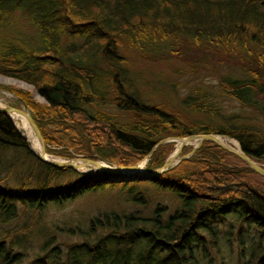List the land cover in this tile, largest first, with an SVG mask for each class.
<instances>
[{
	"label": "trees",
	"instance_id": "16d2710c",
	"mask_svg": "<svg viewBox=\"0 0 264 264\" xmlns=\"http://www.w3.org/2000/svg\"><path fill=\"white\" fill-rule=\"evenodd\" d=\"M17 11L36 29V46L4 33ZM122 52L174 58L189 74H219L234 60L240 75H217L213 92L252 114L224 120L201 88L179 107L146 103ZM0 76L32 86L42 99L0 86L26 106L49 155L126 167L141 163L162 140L212 134L236 139L264 166V11L255 0H0ZM218 118L221 124H212ZM173 145L158 146L144 169L161 168ZM11 151L13 158L4 157ZM132 182L129 201L145 204L141 194L132 195L144 181ZM147 183L174 194L180 210L164 222L158 208L149 217L102 214L86 228L67 229L80 241L64 250L44 242L33 264H200L211 261L206 245L226 264H264V178L238 157L205 142ZM107 185L116 183L39 161L0 112V264H25L22 249L50 205ZM206 221L226 229L208 230L204 238L199 231Z\"/></svg>",
	"mask_w": 264,
	"mask_h": 264
},
{
	"label": "rangeland",
	"instance_id": "374dc122",
	"mask_svg": "<svg viewBox=\"0 0 264 264\" xmlns=\"http://www.w3.org/2000/svg\"><path fill=\"white\" fill-rule=\"evenodd\" d=\"M261 10L264 11V7H261ZM4 33L10 36L24 39L34 46H36L39 42L36 29L28 22L27 18L18 11L14 14V18L12 20L10 28H6ZM67 41L77 42L76 39H66V42ZM180 41L186 43V37H180ZM122 53L130 59L128 69L133 73L137 90L143 95L146 103H163L170 107H179V104L181 105L182 100H184V98L188 94H190L193 89L201 88V90L210 92V96L213 97V102H216V105L220 108L221 115L224 120L235 116L245 118L247 115L252 114L250 110L242 108L238 102H234L227 98L217 96L213 92V87L217 83V75H240L239 70H237L238 68L234 66V64L236 63L234 60L230 59V63L226 64L227 66L225 65L224 68L221 69L219 74L205 72L206 70L189 74L187 72V64L175 60L174 58H168L166 56L164 58H157V60H152L150 58H143L130 54L127 55L125 52ZM214 60L215 59H213V61ZM0 78H2V80H0V86L15 87L16 89L30 91L34 96V99L42 102V99L38 96L32 86L11 78L3 76H0ZM6 94L11 95V97L7 96ZM0 101L5 106H20V103L17 102V98L14 97L12 93L1 88ZM256 116L259 117L258 119L260 121L263 119L260 115L256 114ZM221 122L222 118H218L217 121L212 122V124L220 125ZM262 123H264V121H262ZM259 130L261 133H264L263 124L259 127ZM222 137L234 140L238 143L236 139L227 136ZM177 140L178 138L165 140V144L170 142L174 144L173 150L168 157L176 153L178 147ZM195 145L196 144L194 140L189 142L187 146L183 147V149H187H182L178 156H176L173 164H175L181 156L189 154L192 150L189 148H193ZM238 146L240 147L239 143ZM30 147L31 146H29V149ZM31 149L30 151L33 153ZM13 155L14 153L11 151L5 153L4 157H6L7 159H11L13 158ZM50 156L58 159H65L52 155ZM99 162L102 163V161ZM91 170L93 169L86 168L84 170L82 169V172H84L86 175H105V173L103 172H91ZM5 175L6 173L3 172L1 177H4ZM16 177L17 171L15 170L10 178L11 180H13ZM144 182H140V184L134 185L135 190L132 195L134 196L135 193L141 194L144 198L145 204H139L136 202L132 203L129 201L128 189L131 185L134 184V182H132L125 184L116 183V185H107L103 189L84 193L75 200L68 202L61 207L50 205L47 210H45L43 215L37 219V223L32 229L29 241L22 249V251L27 254L25 258V264H33V261L37 256V252L42 247L44 242H50L47 245L49 246V248L57 246L59 250H64L65 245L67 244L79 242L80 240L78 237L69 236L66 230L75 228L76 226H79L82 229L86 228L92 218L98 217L102 214H137L149 217L153 216L155 209L158 208L160 209L161 220L164 222L168 219L169 216H172L180 210L181 201L174 194L168 191H162L154 185L147 183V181ZM234 221L235 220H233V222ZM205 224L207 225L206 229L199 231V234L204 238L208 237V230H212V232H221L226 229L218 224H214L212 222L209 223V221H206ZM256 232L257 230L251 229L249 231V234L253 236V234ZM226 248L222 247V249L224 250H226ZM232 249L234 248L232 247ZM205 250L207 257L211 258V261L209 259H205L204 261H201L200 264H226L227 262H229L227 260L220 261L219 257H214V251L211 250V248H209V246L207 245L205 247Z\"/></svg>",
	"mask_w": 264,
	"mask_h": 264
},
{
	"label": "water",
	"instance_id": "95a60500",
	"mask_svg": "<svg viewBox=\"0 0 264 264\" xmlns=\"http://www.w3.org/2000/svg\"><path fill=\"white\" fill-rule=\"evenodd\" d=\"M17 100L21 104L19 107L0 105V112H3L4 114H6L9 118H10L11 114L23 116L27 122V125H28L30 131L33 133L34 137L36 138V140L40 146V153L39 154L33 153V154L36 156V158L39 161L44 162V163H46L50 166L56 167V168H68V169L74 170L76 172H79L73 163L80 160L84 163L85 167H97L99 169V171L106 174V175L98 177L99 181L112 182V183H123V182H127V181H146V180L151 181L154 178H156L157 176L173 169L183 160L188 159L189 157L193 156L195 151L203 143L210 142V143H213V144L217 145L218 147L222 148L223 150L233 154L234 156L238 157L240 160H242L245 163L247 168L253 170L256 174H258L259 176L264 178V168L262 166H260L259 164H257L252 159H250L248 156H246L241 151L240 147H238V149H236L235 147H233L227 143H223V142L219 141L218 138L219 137L224 138V137L212 135V134H194V135H190V136L185 137V138L178 139L181 141V144H180V147L178 148V150L176 151V154H175L176 156H178V154L182 151L183 147L188 145L189 142L196 140L197 144L192 148V150L190 151L189 154L181 156L175 164H173V160L171 159V156H170L166 159V161L164 162V164L161 168H158V169H155L152 171L143 170L142 167L145 165L146 161L152 155V153L157 149V147L165 144V142H166L165 140L160 141L156 146H154L152 148V150L150 151V153L148 154L147 158H145V160H143L141 163L135 164L133 166H126V167L125 166H115L112 164L102 162L106 166L109 167V168H103V166H101L99 161H96L93 159H88V158H82V157H78V158H74V159H59L61 161H57V160L47 161V160H45L46 152H45V144H44L43 138H42L36 124L34 123L33 119L30 117L26 106L19 99H17ZM124 171L130 172L131 174H127V173L125 174ZM79 173H81V172H79ZM83 174H85V173H83Z\"/></svg>",
	"mask_w": 264,
	"mask_h": 264
},
{
	"label": "bare ground",
	"instance_id": "6f19581e",
	"mask_svg": "<svg viewBox=\"0 0 264 264\" xmlns=\"http://www.w3.org/2000/svg\"><path fill=\"white\" fill-rule=\"evenodd\" d=\"M0 80H2V78H0ZM6 95L11 97V95H8V94H6ZM0 105L5 106L1 101H0ZM10 118L13 120V122H14L16 128L18 129V131L20 130L19 132H21L22 136H24L27 139V141L29 143V146H31L30 149L32 148L31 150L33 151V153L39 154L40 153L39 143L37 142V140L34 137L33 133L30 131V129H29L28 125H27V122H26L25 118L23 116H19V115H16V114H11L10 115ZM218 139H219V141H221L223 143H227V144L235 147L236 149H238V147H239L238 146V143L236 141H234V140H230V139H227V138H220V137ZM177 142H178V147H177V150H178V148L180 147L181 141L180 140H177ZM195 144H197V141L196 140H195ZM45 152H46V145H45ZM175 154L176 153H174V155L171 156V159L173 161L176 159V155ZM45 160H47V161H53V160L61 161L58 158L51 157L47 153H46V156H45ZM104 163H106V162H104ZM104 163H100L101 166H103V168H109ZM73 164L76 166L77 170L79 172H81V173H84V172H82V169L84 170L86 168L93 169V170H91V172L92 171H99V169L97 167H85L84 166V163L82 161H80V160L77 161V162H74ZM143 170H145V169L143 168ZM124 173L125 174L126 173L127 174H131L130 172H126V171H124ZM153 180H151V181H153ZM146 181L147 182H150V180L149 181L146 180ZM127 182H132V181H127ZM110 183H112V182H110Z\"/></svg>",
	"mask_w": 264,
	"mask_h": 264
},
{
	"label": "flooded vegetation",
	"instance_id": "af4514ba",
	"mask_svg": "<svg viewBox=\"0 0 264 264\" xmlns=\"http://www.w3.org/2000/svg\"><path fill=\"white\" fill-rule=\"evenodd\" d=\"M211 1H219V0H211ZM257 1V4L259 5V8L264 7V0H255Z\"/></svg>",
	"mask_w": 264,
	"mask_h": 264
}]
</instances>
